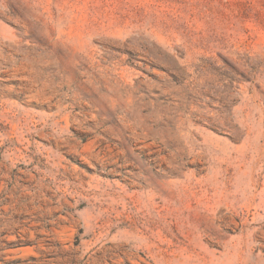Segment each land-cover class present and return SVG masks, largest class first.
Returning a JSON list of instances; mask_svg holds the SVG:
<instances>
[{
  "label": "rangeland",
  "instance_id": "374dc122",
  "mask_svg": "<svg viewBox=\"0 0 264 264\" xmlns=\"http://www.w3.org/2000/svg\"><path fill=\"white\" fill-rule=\"evenodd\" d=\"M0 264H264V0H0Z\"/></svg>",
  "mask_w": 264,
  "mask_h": 264
}]
</instances>
